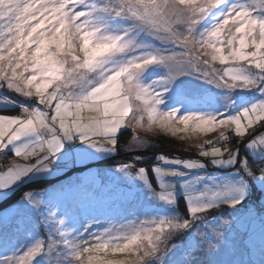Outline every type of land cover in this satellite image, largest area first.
I'll return each instance as SVG.
<instances>
[{
	"label": "snow or ice",
	"instance_id": "1",
	"mask_svg": "<svg viewBox=\"0 0 264 264\" xmlns=\"http://www.w3.org/2000/svg\"><path fill=\"white\" fill-rule=\"evenodd\" d=\"M226 3L108 0L98 9L90 0H0V88L36 101L31 108L22 105L17 115L0 114V155L12 146L15 157L35 161L7 163L0 170V189L10 188L33 170L48 169L63 141L77 135L98 150L115 151L118 133L125 127L133 132L129 148L134 150L149 143L136 134L137 130L178 137L180 141L190 134L218 133L195 146L200 157L216 165L239 161L247 175H264V169L254 170L240 152L243 143L249 147L264 145V16L254 15L256 9L242 3L222 9ZM254 3L264 7V0ZM98 10L134 23L118 33L110 32L98 21ZM214 10L220 11L212 24L201 29ZM133 33L150 35L169 47L139 43ZM154 64L166 65L169 74L143 83L141 74ZM186 74L198 75L227 90L224 110L180 114L179 108L161 109L168 91L162 85ZM253 89L260 98L234 110L230 94ZM137 159L142 157L119 167L129 170L125 174L135 169V174L147 182L148 169L137 167ZM160 159L169 158L161 155ZM175 162L188 168L203 166V160ZM153 171L158 178L176 174L158 165ZM245 191L243 186L233 185L211 191L204 201L201 197L208 193L189 190V211L180 219L148 220L140 225L129 222L104 229L91 239L52 238L47 249L40 240L22 253L0 259V264H33L39 254L51 252L60 243L74 250L75 264H145L157 255L162 259L172 235L224 204H239ZM156 194L169 203L175 200L171 190ZM225 194L232 198L218 202L216 197ZM32 203L39 206L41 201L33 199ZM54 216L50 214L49 219ZM63 223L61 219L59 224ZM211 231L215 237H222L219 227ZM65 235L59 232V236ZM214 247L216 243L208 240L207 248Z\"/></svg>",
	"mask_w": 264,
	"mask_h": 264
},
{
	"label": "rangeland",
	"instance_id": "2",
	"mask_svg": "<svg viewBox=\"0 0 264 264\" xmlns=\"http://www.w3.org/2000/svg\"><path fill=\"white\" fill-rule=\"evenodd\" d=\"M108 0H90L92 5L100 6ZM233 3L247 4L256 9L254 15L264 16V7L254 3V0H227L222 9ZM220 10H214L212 17L202 22L200 28L209 27ZM97 19L107 26L108 31L118 33L134 22L127 17H116L102 11H97ZM139 43L149 46L169 47L161 45L153 37L143 33H133ZM170 69L166 65L154 64L149 66L140 76L143 83L150 84L160 77L167 76ZM168 88L164 94V104L160 107L167 111L179 108L180 114L189 112H217L223 111L226 106L224 99L227 90L217 88L215 85L201 79L198 75L186 74L178 76L170 84L162 85ZM235 102V109L246 106L259 99L257 90H236L231 94ZM16 99H14V98ZM21 104H19V102ZM36 106V101L26 98L7 88H0V109L13 106ZM19 114V113H18ZM86 114V113H85ZM130 138L125 143L118 141V149L131 156H141L135 164L137 167L152 169L154 186L148 173L147 182L135 174H125L128 169L121 171L120 165L101 164L107 159H118V149L115 151H101L91 144L84 143L79 135L65 139L63 148L52 158L51 165L46 170H33L23 176L8 189H0V204L7 200L21 186L39 180H56L49 188L41 191H30L14 204L0 210V259L19 254L33 246L37 241L43 240L45 247L52 238L61 241L71 238L91 239L113 226H123L129 222L140 225L144 221L159 220L162 218L180 219L185 216L180 211L178 203L183 199L189 211L188 191L194 193H208L201 197L207 201L211 191L226 190L233 185L243 186L245 194L237 205L222 207L212 211L226 217L207 216L203 220H196L190 228L172 235L168 243V250H175L173 240L182 235L189 238L175 254H165L159 262L156 257L149 258L145 264H168L167 257L173 264H264V177L263 175H247L243 172L239 161L232 164H213L211 160L198 155L195 147L201 143L215 138L218 133L190 134L185 141L178 137L155 135L137 130V135L148 141L146 147L130 149L133 132L130 128ZM118 133V136L120 135ZM29 137L28 139H34ZM166 138V139H165ZM97 139H100L97 137ZM191 145L189 149L187 146ZM233 146H236L235 142ZM187 149V150H186ZM12 146L6 152L13 155L4 161L0 170L7 163L17 160L21 163H34L33 160L24 161L13 153ZM241 158L247 157L251 167L260 171L264 169V145L249 147L247 143L241 144ZM6 153L4 154L6 157ZM161 155L168 160L160 159ZM2 157L0 156V163ZM179 160H203L202 167L188 168L185 164L176 163ZM132 160V159H131ZM130 160V161H131ZM258 165V169L255 166ZM160 166L176 174H165L161 178L153 171L154 166ZM243 177V178H242ZM163 182L164 187L161 186ZM17 184V185H16ZM16 185V186H15ZM171 190L175 193L172 203L160 199L157 191ZM29 193V192H25ZM232 198L225 194L216 197L218 202ZM33 199L41 201L37 206ZM54 218L49 219L50 214ZM182 214V215H181ZM181 215V216H180ZM64 223L59 224L60 220ZM219 227L222 237H215L211 231ZM70 230V231H69ZM204 232V236L200 232ZM59 232H66L61 237ZM181 238H179L180 240ZM168 240V241H169ZM191 240V243L188 241ZM213 240L216 247L207 248V241ZM184 248V250H183ZM73 249L64 243L58 244L51 252L45 250L33 261V264H75L72 255Z\"/></svg>",
	"mask_w": 264,
	"mask_h": 264
},
{
	"label": "trees",
	"instance_id": "3",
	"mask_svg": "<svg viewBox=\"0 0 264 264\" xmlns=\"http://www.w3.org/2000/svg\"><path fill=\"white\" fill-rule=\"evenodd\" d=\"M14 99H16V98H14ZM19 104H21V103L19 102ZM20 112H21V107H19L17 105L13 106V107H10V108H2V109H0V114H5V115H17ZM130 135H131V133L129 131H122L120 133V135L118 136V141L120 143H125L130 138ZM117 154H118V159L117 160H115V158H111V159L105 160L104 162H101V164L116 165V164L123 163V162H129L131 159H134V156H131L130 154L123 153L121 151V149H118ZM12 157H13V155L11 153H8V154L6 153V157L4 156L1 159L2 161L0 163V167L2 166L3 163H5L4 161H8V159L12 158ZM258 165H260V164H255V166L257 167V170H259L258 169L259 168ZM148 173L151 176V179H152V182H153L154 186H156V182H155V180L153 178L152 169L150 167L148 168ZM263 177H264V175H263ZM54 182H56V180H39V181L26 183V184H24L22 186L20 184L19 190L16 191L7 200H5L3 203L0 204V210H2L4 208L16 203L25 194V192L45 190V189L49 188ZM178 207H179L180 211L183 213V215H187L188 214V209L186 208L182 198H181V200L178 203ZM226 215H227L226 211L222 212V214H218L215 211H211L208 216H216V217L217 216H223V217H226ZM179 238H181V239L179 240ZM188 239L189 238L187 237L186 234L182 235L181 237H177V239L173 240V242L178 244V245H176L178 247H176L175 250H173V251L172 250L169 251L168 248H167L166 249V254L170 255L171 252L175 254L176 250L183 246V245L179 246V244H182L183 242L185 243ZM171 240H172V238H171ZM171 240H169L168 243ZM188 243H191V240H189ZM169 244H171V242ZM183 250H184V248H183ZM160 259H161L160 256L157 255L153 260L159 262ZM168 259H170V257H167V263L168 264H173ZM185 264H192V262H186Z\"/></svg>",
	"mask_w": 264,
	"mask_h": 264
},
{
	"label": "built area",
	"instance_id": "4",
	"mask_svg": "<svg viewBox=\"0 0 264 264\" xmlns=\"http://www.w3.org/2000/svg\"><path fill=\"white\" fill-rule=\"evenodd\" d=\"M2 158L5 156L4 154L0 155Z\"/></svg>",
	"mask_w": 264,
	"mask_h": 264
},
{
	"label": "crops",
	"instance_id": "5",
	"mask_svg": "<svg viewBox=\"0 0 264 264\" xmlns=\"http://www.w3.org/2000/svg\"><path fill=\"white\" fill-rule=\"evenodd\" d=\"M16 185H17V184H16ZM16 185H15V186H16Z\"/></svg>",
	"mask_w": 264,
	"mask_h": 264
}]
</instances>
